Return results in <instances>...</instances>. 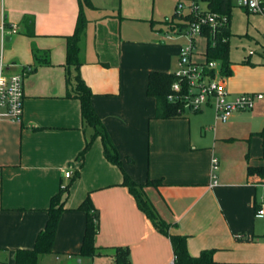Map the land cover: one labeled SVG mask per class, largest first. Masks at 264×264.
Segmentation results:
<instances>
[{
  "label": "crops",
  "instance_id": "obj_1",
  "mask_svg": "<svg viewBox=\"0 0 264 264\" xmlns=\"http://www.w3.org/2000/svg\"><path fill=\"white\" fill-rule=\"evenodd\" d=\"M91 2L93 8L84 10L78 71L92 91L91 104L121 168L105 158L99 136L80 158L94 130L82 121L79 100L65 96L64 70L65 37L74 31L78 0H0L6 71L31 68L24 77L21 121L0 116V264H13L16 249L33 247L51 196L74 174L63 196L66 210L53 252L39 255L38 264H46L49 255L59 264H89L87 259L115 264L116 246L128 248V264H169L171 242L122 184L123 171L137 183L161 179L145 187L146 197L170 224L169 233L187 237L191 256L213 249L211 264H264V257L254 255L256 241L264 236V214L256 215L264 204V181L256 172L249 174V167L264 166V134L258 139L260 150L252 152L245 142L249 132L264 127V97L226 122L214 117L200 136L188 115L204 109L215 114L211 106L176 118H154L155 99L146 94L148 73L174 72L179 49L188 42L177 41L171 29L159 26L162 19L141 15L146 0ZM203 9L208 10L207 4ZM18 41L30 53L26 59L14 53ZM191 59L203 63L206 58L194 47ZM230 68L231 74L222 77L230 97L251 90L264 94V75L238 78L232 76V68L237 69L232 62ZM213 157L219 162L217 183L209 186ZM65 171L72 172L69 178ZM87 195L98 210L94 256L79 254L85 213L76 208Z\"/></svg>",
  "mask_w": 264,
  "mask_h": 264
},
{
  "label": "trees",
  "instance_id": "obj_2",
  "mask_svg": "<svg viewBox=\"0 0 264 264\" xmlns=\"http://www.w3.org/2000/svg\"><path fill=\"white\" fill-rule=\"evenodd\" d=\"M206 1L209 11L219 12L226 16L225 22L219 26L213 33L207 34L206 31V50L205 61L216 60L219 62V75L221 77L231 74V61L229 60V39L230 31V11L231 0H204ZM78 14L74 31L71 35L66 36V59L64 64L66 97H75L80 102V114L82 121L93 128L94 133L86 140V144L80 153L83 159L85 152L90 148L95 137H100L105 158L121 168L119 154L107 133V130L100 117L95 112L91 104L92 91L80 76L79 68V41L83 35L87 20L84 15L85 8H93L91 0H78ZM176 19L179 29L185 26L186 21L191 20L192 15L177 16L176 12L172 15ZM167 19V18H165ZM205 35V34H204ZM264 57V54H263ZM249 62V60H247ZM174 72H162L152 70L148 73L146 94L155 99L154 118H176L182 115L180 106L168 102L167 94L170 92L171 83L176 80ZM198 112V111H197ZM264 134V127L261 131ZM130 160V158H129ZM256 174L263 178L264 166L249 167V174ZM75 178V174L70 181L65 184L64 188H59L58 192L50 198L46 208L47 220L42 229H40L34 239L32 248H18L14 252L13 264H38V256L53 252V241L57 230L59 218L65 208V194L67 195L70 184ZM161 179L148 178L144 183L135 182L128 174L123 171L122 184L126 186L129 192L134 196L139 209L150 219L154 228L160 233L168 236L172 250L174 264H211L213 263V249H204L198 256H191L187 251L186 239L182 234L169 233L170 224L161 218L155 210V207L146 197L145 187L148 185H158ZM77 210L85 213V224L82 236V242L79 254L82 256L97 255V247L94 244V237L97 231L98 210L94 207L91 198L87 195L77 206ZM264 239V236H262ZM115 264H128V248L116 246L114 248Z\"/></svg>",
  "mask_w": 264,
  "mask_h": 264
},
{
  "label": "built area",
  "instance_id": "obj_3",
  "mask_svg": "<svg viewBox=\"0 0 264 264\" xmlns=\"http://www.w3.org/2000/svg\"><path fill=\"white\" fill-rule=\"evenodd\" d=\"M239 5L247 11L264 12V0H239ZM176 15H192L191 20L186 21L181 29L178 27L173 32L179 31L189 38L188 43L179 49L176 80L170 85V92L166 99L168 102L178 104L182 114L186 112H197L206 106L213 107L216 120L226 122L229 117L237 111L251 109L256 100L264 97L262 92H245L235 97H230L223 78L219 75V64L216 60L195 62L191 59L194 51V40L197 36H207L221 26L226 16L219 12L201 9L197 0H190L186 5L179 1L175 6ZM4 32V25L1 27ZM11 31L16 32V27L11 26ZM205 34V35H204ZM2 34V41L4 40ZM253 52L250 51L249 54ZM31 68L23 67L21 71L9 73L3 61L2 46L0 50V116H7L15 121H21L23 115L24 100V77ZM218 159H211L213 174L209 186L217 183L214 171L218 167ZM70 171H65L64 176L69 178ZM65 184H61L64 188ZM264 204L256 211L257 216H263ZM174 258L169 264H174Z\"/></svg>",
  "mask_w": 264,
  "mask_h": 264
},
{
  "label": "rangeland",
  "instance_id": "obj_4",
  "mask_svg": "<svg viewBox=\"0 0 264 264\" xmlns=\"http://www.w3.org/2000/svg\"><path fill=\"white\" fill-rule=\"evenodd\" d=\"M182 1L184 4H188V0H146L141 15H148L154 19H162L156 22L159 26L164 27L166 30H174L177 28L176 19L172 18L175 12V5L177 2ZM197 3L201 9L206 7L204 0H197ZM167 17V19H165ZM2 19L0 18V24ZM147 23L144 22L142 25L146 28ZM23 27L19 26V30L22 31ZM230 31L231 36L229 39V60L232 62V76L238 78H249L255 79V76L262 78L264 75V12H247L243 7L239 5V0H231V11H230ZM1 34V30H0ZM172 36L176 37L177 41H181L184 44L188 42L189 38L183 35L179 31L173 32ZM2 39V34H1ZM206 38L203 36H197L195 38V50L199 56H205L206 50ZM250 51L253 53L249 55ZM15 55H19L20 58L26 59L29 51L22 41H18V45L15 50ZM6 54V50H5ZM249 59V62L247 60ZM219 64V62H218ZM179 66L174 70L177 72ZM254 82V80H251ZM248 92H262V90H251ZM257 101V100H256ZM255 101V104L257 103ZM259 110V108H258ZM193 130L196 135L200 136V132L203 130V126L213 123L215 114L212 109H204L200 113H190L189 115ZM219 123H223L219 121ZM262 130L256 132H249V137L246 138V146H251V151L255 152L260 150L262 147V141L260 135ZM241 133V132H240ZM259 139V140H258ZM207 139L206 143H209ZM258 244L255 249L256 259L264 257V239L258 238L256 241ZM263 242V244H259ZM89 264H110L108 260H94L87 259ZM46 264H59L54 255H49L45 258ZM263 264V263H260Z\"/></svg>",
  "mask_w": 264,
  "mask_h": 264
}]
</instances>
